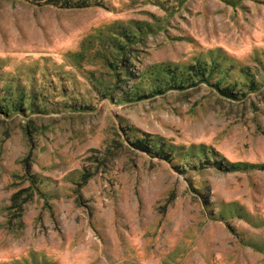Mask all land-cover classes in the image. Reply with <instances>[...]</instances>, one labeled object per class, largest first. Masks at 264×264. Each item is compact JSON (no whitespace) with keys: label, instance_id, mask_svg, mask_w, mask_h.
<instances>
[{"label":"rangeland","instance_id":"1","mask_svg":"<svg viewBox=\"0 0 264 264\" xmlns=\"http://www.w3.org/2000/svg\"><path fill=\"white\" fill-rule=\"evenodd\" d=\"M50 1L0 0V264H264V0Z\"/></svg>","mask_w":264,"mask_h":264},{"label":"trees","instance_id":"2","mask_svg":"<svg viewBox=\"0 0 264 264\" xmlns=\"http://www.w3.org/2000/svg\"><path fill=\"white\" fill-rule=\"evenodd\" d=\"M54 1H56V0H51L50 3H56ZM57 1H63L66 5H69L68 4L69 0H57ZM81 1L82 0H80V2H76V5L77 6L89 5V3L87 1H84L83 3ZM175 69L176 68H168L167 70H170V72H168V73L172 75L174 72H177ZM167 70L164 69L163 71L167 72ZM178 71H179V77H183L185 74L186 75L189 74V72H187V71L185 72V70H181L180 71V69H178ZM158 72H160V70H156V71H153L151 73L156 74ZM205 73L206 72H203V75H205ZM208 74H209V72H208ZM189 78L191 79V75H189ZM175 82H177V81H174V80L170 81L169 80V81L164 82V83L166 85H168L169 88L176 87V86L179 87V85L177 84L178 82L177 83H175ZM138 143H139L140 147H142V149L146 150L147 152L149 151V153L154 154L156 157H159L160 159L168 161V158L166 156L167 155L166 150L164 149V147L160 143H158V144H156V143H152V144H147V143L144 144V143H142V144H140V142H138Z\"/></svg>","mask_w":264,"mask_h":264}]
</instances>
